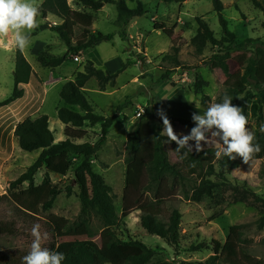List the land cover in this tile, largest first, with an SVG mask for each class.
I'll list each match as a JSON object with an SVG mask.
<instances>
[{
  "label": "rangeland",
  "instance_id": "obj_1",
  "mask_svg": "<svg viewBox=\"0 0 264 264\" xmlns=\"http://www.w3.org/2000/svg\"><path fill=\"white\" fill-rule=\"evenodd\" d=\"M43 1L37 0L39 6ZM137 1L144 5L145 13L123 27L118 21L114 5H105L94 11L84 8L77 0H67L70 12L66 18V32L72 45L81 46L90 35L96 33L116 35L110 42L69 55L56 69L41 68L36 59L43 51L56 56L67 51L58 34L46 29L31 36L30 47L21 52L33 71L29 83L21 87L24 89L25 99L12 108L0 110V196L7 193L9 184L24 173L40 154V151L24 152L17 146L12 134L19 122L16 124L13 113L24 104L23 114L26 116L23 120L46 115L55 141L64 140V125L57 118V109L65 106L59 98L63 84L73 80L77 72H82L87 61L110 74L116 73L128 62L130 64L118 75L114 86L99 91L97 82L90 79L83 89L95 114L105 118L116 117L106 134L104 144L91 157L90 165L112 190L115 212L119 217L118 237L122 240H141L157 252L155 260L173 264H208L209 258L213 256L212 241L224 243L229 228L242 224L247 227L244 239L249 253L264 259V228H257V220L264 213L260 205L242 189L245 187L257 197L264 198V160L250 161L249 164L240 161L237 169L226 174L229 185L217 187L210 197H204L200 202H188L179 194L164 203V217L173 209L181 214L180 236L176 247H171L156 235H149L140 225V211L120 218L126 183V147L133 125L138 121H145L148 113L158 117L156 113L160 108L171 117L192 119L193 112L203 114L211 103L222 102L225 95L223 85L226 76L220 69H211L205 64L211 56L219 53L220 48L208 43L199 54L190 43L198 29L195 21L197 17H202L208 24L215 39H221L218 16L213 12L211 2L127 0L128 7L135 8ZM220 1L223 4L221 16L238 43L247 39L264 40V12L254 9L248 0ZM261 3L264 5V0ZM38 21L39 26L51 27L63 23L53 15H47L45 19L39 16ZM153 22L173 27L172 37L169 39L161 32L154 31ZM121 32L125 33V41L119 37ZM13 40L11 33L8 37H0V100L8 97L13 89L12 73L17 50ZM172 46L178 48V67L171 60H163L165 55L173 54ZM252 51L249 47L232 52L227 61L229 73L243 69ZM197 74L204 82L200 88L195 86ZM118 106H122L119 113ZM74 110L82 113L77 107ZM248 127L252 131L264 132V120L256 124L250 119ZM173 128L178 135L190 132V129L179 125ZM85 129L88 136L84 141L95 143L100 138V124L90 126L86 123ZM190 143L194 145V141ZM163 145L169 163L180 165L184 153L177 152L173 143L168 140ZM202 145L203 149L215 147L211 142L209 145L202 142ZM194 151L193 147L192 152ZM72 162L73 166L66 176H49L60 192L50 210L28 216L9 200L0 201V224H12L16 230L13 235H0L1 263L23 264L22 258L30 250L33 239L31 228L35 223L41 225V232L48 233L49 238L43 244L48 248L52 244L71 240L74 235H89L94 239L98 237L103 226L93 214L88 228L80 226L67 232L52 228L47 221L49 215L73 221L80 214L76 169L81 159L73 156ZM43 173L39 171L35 175L36 185L41 183ZM79 178L84 191L89 193L88 181L81 174ZM26 186L24 184L23 188ZM67 188L71 190L69 195ZM144 197L149 200L153 194L149 192ZM200 246L202 248L199 249Z\"/></svg>",
  "mask_w": 264,
  "mask_h": 264
},
{
  "label": "trees",
  "instance_id": "obj_2",
  "mask_svg": "<svg viewBox=\"0 0 264 264\" xmlns=\"http://www.w3.org/2000/svg\"><path fill=\"white\" fill-rule=\"evenodd\" d=\"M84 8L98 11L105 5H114L118 21L126 26L132 19L141 17L145 13L144 5L137 1L135 8L127 5V0H77ZM169 3H183L185 0H166ZM211 2L212 10L218 16L222 37L214 38L208 24L202 17L196 18L198 29L191 39V45L197 53H201L209 43L220 48L218 54L210 57L205 63L211 69H220L226 76L224 82L225 94L231 96L233 105L244 110L248 118L259 124L264 120V40L247 39L238 43L235 35L228 29L226 20L221 16L223 4L220 0H207ZM254 9L264 12L262 0H248ZM237 10V8H236ZM70 12L67 0H44L40 5V17L53 15L63 21L56 27L48 25L39 26L32 34L49 29L56 32L60 40L66 45L67 51L60 56L46 51L37 55V63L41 68L56 69L60 67L69 55H76L85 49H91L103 42L113 40L115 33L90 35L87 42L81 46H74L66 32V18ZM264 27V22H262ZM153 30L159 31L167 38L173 35V27L162 22H153ZM119 37L125 41V33ZM251 48L252 55L248 58L245 67L234 73H229L227 61L230 54L235 51ZM173 54H167L163 60H171L175 67L179 66L176 58L178 48L172 46ZM130 63L122 65L116 73L110 74L97 69L91 61L84 64L83 71L77 72L74 79L63 84L59 98L65 106L57 109V118L64 125V140L55 141L53 132L49 129V119L46 115L35 118H26L23 114L24 104L13 113L18 123L13 131V138L17 146L24 152L40 151L36 160L16 180L9 184L5 195L0 201L9 200L24 214L36 216L40 212L50 210L59 190L50 180V175L64 177L73 166L72 157L81 159L76 169L77 183L80 193L78 195L81 210L73 220L49 215L47 221L52 228L59 231H72L80 226L88 228L92 214L102 223L103 229L96 239L92 236L74 235L71 240L52 244L49 248L65 254L63 264H173L164 260H155L157 252L136 238L122 240L118 237L119 217L115 212L114 198L111 188L103 178L95 173L90 165L91 157L104 144L106 134L116 118L102 117L94 113L89 103L84 87L90 79L97 82L99 91L112 87L118 75ZM33 74L30 64L21 51L16 50L14 56L13 89L8 97L0 100V108H5L23 98L24 89L20 85L29 83ZM168 72L166 73V75ZM195 86L200 88L204 82L197 74ZM242 98V99H240ZM79 108L82 113L75 111ZM122 106L117 107V113ZM145 121H138L133 125L126 147V183L122 201L120 218L128 217L134 211H140V225L149 234L163 239L171 247L179 242V226L181 214L173 209L167 217L162 213V206L168 200L181 194L188 202H200L204 197H210L217 187L229 185L226 174L237 169L241 158L235 160L227 156H217L216 147H209L200 152H188L181 157L180 165H172L167 159L164 142L168 140L161 134L163 122L160 117L147 114ZM172 126H182L191 129L194 126L192 119L171 117L167 115ZM90 126L100 124L101 135L95 143L84 141L88 136L85 124ZM256 142L261 151L251 161L264 160V132L253 131ZM177 148L175 142H172ZM182 149L180 152H185ZM43 171L40 184L34 183V177ZM79 174L84 176L89 184V193L84 191ZM27 184L25 188L23 185ZM253 201L260 205L264 213V198L257 197L249 189L242 187ZM68 195L71 193L67 188ZM151 192L153 197L147 200L145 194ZM257 228H264V216L257 220ZM15 228L12 224H0V235H13ZM245 225H233L229 228L224 243L212 241L213 256L208 264H264V259L252 256L244 236ZM202 248L201 246L199 249ZM0 264H3L0 262ZM9 264V263H4Z\"/></svg>",
  "mask_w": 264,
  "mask_h": 264
},
{
  "label": "clouds",
  "instance_id": "obj_3",
  "mask_svg": "<svg viewBox=\"0 0 264 264\" xmlns=\"http://www.w3.org/2000/svg\"><path fill=\"white\" fill-rule=\"evenodd\" d=\"M40 6L37 0H0V37L11 33L14 46L23 52L30 47L31 34L39 27ZM232 97L225 94L222 102L211 103L203 114H191L194 126L188 134H177L163 108L157 110V116L163 122L162 135L168 141L175 142L177 152L185 149V155L203 150V144L217 147L216 155L227 156L235 160L241 158L249 162L261 151L256 142L255 133L248 127V118L244 110L232 103ZM242 99V98H240ZM194 141V145L190 143ZM33 237L30 250L22 258L23 264H63L65 254L43 246L49 238L47 232H41L39 223L31 228Z\"/></svg>",
  "mask_w": 264,
  "mask_h": 264
},
{
  "label": "crops",
  "instance_id": "obj_4",
  "mask_svg": "<svg viewBox=\"0 0 264 264\" xmlns=\"http://www.w3.org/2000/svg\"><path fill=\"white\" fill-rule=\"evenodd\" d=\"M24 86V85H23ZM22 85H20V87H23ZM25 98H21V99H19V100H17L16 102H14V103H12L11 105H9V106H7V107H5V108H0V110H2V109H6V108H12L13 106H15L17 103H19V102H22L21 100H24ZM25 118V117H24ZM23 118V119H24ZM22 119V120H23ZM22 120H21V122H22ZM20 123V122H19ZM1 181V180H0ZM1 184V183H0ZM1 188H2V186H1ZM2 190H3V188H2ZM2 192V191H1Z\"/></svg>",
  "mask_w": 264,
  "mask_h": 264
}]
</instances>
